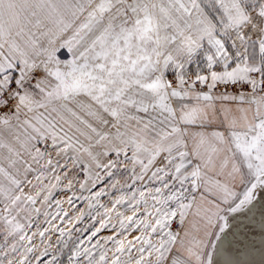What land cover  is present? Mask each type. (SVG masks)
I'll return each instance as SVG.
<instances>
[{
  "label": "snow or ice",
  "instance_id": "snow-or-ice-1",
  "mask_svg": "<svg viewBox=\"0 0 264 264\" xmlns=\"http://www.w3.org/2000/svg\"><path fill=\"white\" fill-rule=\"evenodd\" d=\"M0 264H264V0H0Z\"/></svg>",
  "mask_w": 264,
  "mask_h": 264
},
{
  "label": "rangeland",
  "instance_id": "rangeland-1",
  "mask_svg": "<svg viewBox=\"0 0 264 264\" xmlns=\"http://www.w3.org/2000/svg\"><path fill=\"white\" fill-rule=\"evenodd\" d=\"M104 202H107V198H104ZM83 206V205H80ZM104 234H109V233H104Z\"/></svg>",
  "mask_w": 264,
  "mask_h": 264
}]
</instances>
